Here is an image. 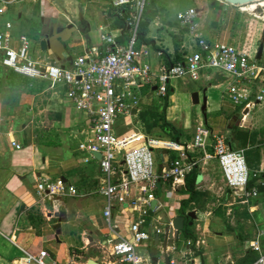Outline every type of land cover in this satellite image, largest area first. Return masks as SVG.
Listing matches in <instances>:
<instances>
[{"label":"crops","instance_id":"0c3cea01","mask_svg":"<svg viewBox=\"0 0 264 264\" xmlns=\"http://www.w3.org/2000/svg\"><path fill=\"white\" fill-rule=\"evenodd\" d=\"M156 1L145 2V12L150 14L145 39L151 42L142 41L143 47L149 52L143 61L151 66L154 73L164 62L163 55L172 60L179 53L185 55L196 49L191 45L177 19V22L172 20L170 6L173 0H160L161 4L157 7L154 5ZM201 1V9L198 6L196 8L199 11V24L205 38L210 42L232 44L249 51L246 35H249L252 22L243 13L248 12L262 20L264 16L244 5L237 6V9L235 5L220 0H212L207 6L205 0ZM217 1L220 3L218 6L215 5ZM192 6L194 5L188 7ZM165 7L170 8L167 15L166 12L161 14ZM28 10H35L38 13L37 25L39 24L40 31L52 40L47 51L38 48L35 53L30 48L31 43L24 24L28 23L30 18H34ZM179 10L183 9H178L175 17ZM117 18V9L111 8L110 0L108 2L68 0L64 7L60 8L53 0H17L9 4L0 2V27L6 22L12 24V40L9 45L18 49L20 46L18 37L23 34L29 40L33 58L49 57L63 66H69L76 56L83 54L91 46L101 48L99 39L101 32L114 35L118 41L124 38L123 41L126 42L123 34L127 37V33H124ZM13 19L20 20L19 27L16 28L11 22ZM243 22L246 24L243 25ZM68 24H73V27H68ZM261 27L258 30L264 29ZM74 29L76 31L72 32ZM60 38L64 39L59 45L61 49L58 46V40L60 42L62 40ZM53 47L58 50L59 55ZM62 50L66 52L64 58H60ZM1 55L0 52V264H10L12 260L17 259L21 255V248L32 253L44 249L49 253L48 262L55 261V264L69 262L86 264L88 258L100 264H117L116 259L103 251L100 245L107 238L113 237L114 231L120 236H128L130 234L128 226L135 214L129 208L115 207L112 213L116 226L114 231L109 230L103 215L105 200L97 192L101 178L99 159L95 156L90 157L79 148V144L86 137L85 114L74 109L62 85H58L61 88L55 89L48 84L47 87H41L36 91L22 89L21 84L15 88L11 80V74L15 72L1 64ZM261 63V66H264V62ZM26 78L37 80L41 86L49 82L43 78ZM173 81H177L182 87L194 85L190 95L196 92L198 97L199 93L203 95L202 99L206 97V117L203 116L202 120L199 115V118L195 119L196 124L191 128L193 136L190 141H181L180 136L188 133L181 132L182 124L181 129L174 127L178 130L177 139H172L166 133L160 134L159 131L157 138L187 145L193 142L196 126L203 123L213 134H223L226 142L227 137L232 136L236 147L232 148L228 142L227 144L232 149H238L243 148L239 145V140L233 138V128L238 127L247 131L249 136L252 134L255 136L253 143H249L247 148L259 155L258 167L254 169L261 168L264 171V122L258 123L248 118L261 102L250 109H243L241 105L234 104L227 95L230 76L216 69L205 70L197 80L184 77ZM174 82L169 85L173 90L176 87ZM257 82L252 84L257 89L259 87L264 89V73ZM156 85L155 78L150 82L139 81V95L146 93L149 101L153 103L154 95L158 94ZM221 87L223 88L218 96L215 89ZM158 97L162 95L159 94ZM174 100V97L169 99L165 109V119L167 118V122L171 120L172 122H168L171 125L177 114ZM200 103L202 104V101L199 99L198 104ZM149 104L144 103L140 97L132 115L121 116L117 120L116 133L124 136L138 130L147 134L139 124V119L142 120L140 118L142 111H149L148 107H153ZM191 104L198 105L192 103V98ZM138 124L140 126H137ZM151 135L152 133L149 134ZM79 137L81 139L77 147H74L73 140ZM13 140L20 148L11 144ZM206 150L212 152V147L208 146ZM154 152L157 170L167 165L178 154L176 151L165 149H156ZM189 154L199 160L197 193L195 198L185 205L186 213L190 210L196 213V219L191 225L196 238L195 240L192 237L187 238L186 241L192 240V245L188 246L186 243L178 257L175 255L178 252L177 240L171 246H167L169 260L175 259L177 264H236L250 247L248 242L256 239L264 251V186H257L263 189L260 191L258 189V195L250 198L248 204L240 203L239 194L235 195L225 184L216 158L203 160L202 151L194 150ZM246 161L248 166L252 163L251 155L246 157ZM58 178L66 184L74 185L82 195L43 198L37 194L39 181L45 179L55 181ZM207 195L212 196V202L205 199ZM155 197L153 204L159 205V208L148 219L152 226L157 225L160 228L159 239L156 240L154 229L149 227L150 239L143 242L139 249L148 255L150 264H163L166 263L161 248L164 230L170 226L175 216L183 215L182 201L189 197V193L184 190L183 185L172 187L170 182H160L155 190ZM239 203L246 206L250 218L242 217L236 222L232 206ZM237 223L241 225V235L248 236L244 242H241L237 235V229L239 230L236 228ZM228 224L231 229H228Z\"/></svg>","mask_w":264,"mask_h":264},{"label":"built area","instance_id":"2783aa9c","mask_svg":"<svg viewBox=\"0 0 264 264\" xmlns=\"http://www.w3.org/2000/svg\"><path fill=\"white\" fill-rule=\"evenodd\" d=\"M13 1L17 0H0L3 4ZM145 2L110 0L112 7H129L125 21L126 42L121 43L114 35L101 32L102 47L91 46L76 56L69 66L49 57L33 58L29 40L23 34L18 37V49L12 48L9 45L12 24L6 22L0 27L1 64L23 77L43 78L51 86H64L66 97L74 109L85 114L86 137L79 148L92 158L93 152L101 154L97 192L105 200L103 215L109 230L114 231L116 226L112 213L115 207L129 208L135 214L128 226V236H120L114 231V236L100 245L103 251L116 259L117 264H150L148 255L139 248L150 239L149 227L155 233L160 232V228L152 226L148 219L159 208L153 204L155 190L160 182H170L172 187L184 184V177L199 165V160L189 154L194 150L202 151L203 160L213 157L218 160L225 184L239 194L240 203L248 204L250 198L258 195L257 186H264V171L247 165L244 149H232L223 134H213L203 123L196 126L193 142L187 145L152 137L138 130L124 136L116 133L117 120L121 116L132 115L139 104V81L150 82L152 78L156 79L157 93L165 95L173 80L184 77L197 80L205 70L216 69L230 76L227 95L234 104L250 109L264 100L263 88L259 87L253 93L248 87L264 73V66L252 59L244 47L208 41L201 31L199 11L195 6L179 10L176 19L196 49L185 53L182 61L167 67L161 64L154 73L151 66L143 61L149 54L147 48L137 45ZM11 144L20 148L14 140ZM208 146L212 147V152L206 150ZM156 149L172 150L178 154L157 170ZM251 176L256 178V185L247 187ZM37 194L43 198L82 195L74 185L66 184L61 178L39 181ZM186 243L190 246L192 240ZM248 245L259 252L251 264H264V251L259 240H250ZM48 258L49 253L44 249L32 253L21 248V255L10 264H55V261L48 262ZM163 264L177 262L170 259Z\"/></svg>","mask_w":264,"mask_h":264},{"label":"rangeland","instance_id":"374dc122","mask_svg":"<svg viewBox=\"0 0 264 264\" xmlns=\"http://www.w3.org/2000/svg\"><path fill=\"white\" fill-rule=\"evenodd\" d=\"M66 1H68V0H53V2L57 3V7H59V8L60 7H64V3H66ZM211 1L212 0H205V5L206 6L210 5ZM94 2H95V0H94ZM103 2H108V0H103ZM160 4H161L160 0H157L156 3H154V5H156V7L160 6ZM190 5H194L195 7L198 6V8L201 9L202 1L201 0H173V4L170 6V8H171L170 11H171V14H172V20L177 22L176 21V17H175L176 11L178 9H184V8L190 6ZM215 5L218 6V5H220V3L217 1ZM241 6H243V5H241ZM244 6L250 7L256 13L264 16V5L261 6L258 1H254V2H250V3L244 4ZM170 8L165 7L164 10H162L161 14H164L166 12L165 15H167L169 13L168 11H169ZM235 8L238 9L237 6ZM29 12H30V15L34 19L30 18L28 20V23L24 24V26L26 27L25 29L27 30L28 37L30 39V43H31L30 48H31L32 51H34L36 53V51H38V48H40V46H39V40L40 39H39V36L35 33V31H40L39 24L37 25L38 13L35 10H30ZM243 15L246 18H249L250 22H252L251 29L249 31V35H246V44L250 46L248 53L250 54L251 58L252 59H256V51L258 50L259 42L261 41L262 36L264 34V29L262 31H260V30H258V28H260L261 26H262L261 28H264L263 27L264 20L255 18L254 16H252L248 12L247 13H243ZM19 21H20L19 19L18 20L17 19L11 20V22H13V24L15 25L16 28L20 26L19 25ZM242 24L245 25L246 22H243ZM37 29H39V30H37ZM257 31H258V33H257ZM137 45L138 46L143 45L142 41L139 38H138ZM261 62H264V45H263V50H262V56H261L260 60H257L258 64H260ZM17 77H16V74H14V73L11 74V80L12 81H17L15 79H19L18 82L21 84V86H22L21 88L22 89L26 88L27 91H30V90L36 91L37 89H39L41 87H47V85L50 84V82H48V83L45 82L41 86V83L37 82V80H28V79L21 78L19 76H17ZM173 82L174 81H172V83ZM256 82H257V80L255 81V83ZM174 83H175L176 87L174 88V90L171 89V88H168L169 91H168V95L166 96L167 105L169 103V99L174 97L175 98V100H174L175 102L174 103L177 106V108H176L177 109V111H176L177 114H175L176 115V119H174L172 124H173L174 127H177L178 129H179V127L182 124L183 125L182 129L180 127L181 132L182 131H188V133L187 134H183L182 136H180L181 141H190L192 139V136H193L192 133H191V128H192L193 125L196 124L195 119H198L199 115H200L201 119L204 120L202 112H201V109H200L201 103L198 104V105H192L191 104L190 90L192 88H194V85H188L186 87H182L181 85H179V83L177 81H175ZM257 83L259 84V82H257ZM254 84L248 85V87L251 88L253 93L257 92V88H256V86ZM16 86H18V85L16 84L15 88H16ZM53 87L55 89L58 88V87L61 88V86H58V85H54ZM223 87H221L220 89H217V90L215 89V91L218 94V96L220 95V91L222 90ZM158 96H159V94L154 95L155 101L153 103H152L151 100H150L151 102L149 101V96L146 93H144V92H143V94L139 95V98L141 97V100L144 103L149 104V102H150L149 106L153 105V107L157 108L158 111L160 112L161 108H162V104H163L162 103L163 97H158ZM202 96L203 95L201 93H199L200 101H202ZM153 107L152 108L148 107L149 108L148 114L151 113V111L153 110ZM252 111L253 112L250 114V116L248 118H251L252 121H255V122H258V123L264 122V100L261 102V105L255 107ZM219 113L220 112H218V114ZM215 114H217V113H215ZM212 115H214V114H212ZM148 117H150V115ZM137 119H139V117H137ZM166 120H167V118H166ZM181 121H182V123H181ZM168 122H172V121L169 120ZM139 124L142 126L143 131L146 130L143 121L140 120V119H139ZM139 124L137 126H140ZM157 131H159L160 134H164L165 135V132H163V130L160 128V126H156L155 129L151 132L152 133L151 136L158 137ZM147 134L149 135L150 133H147ZM80 139L81 138L79 137L76 140H73L74 147H77L78 142L80 141ZM235 195H237V194H235ZM236 198H237V196H236ZM205 199L207 201L213 200L211 195H207V197ZM188 237L189 236H186L183 233V230L179 233V237H178V239L176 241V244H177V247H178V252L175 255L177 257L180 255L179 252L185 247L186 240H187Z\"/></svg>","mask_w":264,"mask_h":264},{"label":"trees","instance_id":"16d2710c","mask_svg":"<svg viewBox=\"0 0 264 264\" xmlns=\"http://www.w3.org/2000/svg\"><path fill=\"white\" fill-rule=\"evenodd\" d=\"M111 8L114 9L115 7L111 6ZM115 9H117V17H118L117 20L120 22V25L122 26L124 33H127V30L125 27V21H126L127 15H128L129 7H128V5H121L119 7H116ZM145 9H146V6H145L144 12H143V20L140 22L138 38L145 43H149V42H151V40L145 39V35L147 33V30H148V25H149V21H150L148 15H150V14L149 13L147 14L145 12ZM124 35L125 34H123V37H125V39H126L127 37ZM123 40H124V38L120 39L119 42L124 43ZM161 53H162V50H161ZM183 56H184L183 54L179 53L171 60L168 57H166L165 55H163L164 62L162 64H163V66L167 67L171 64L182 61ZM14 74H16V73H14ZM17 76L24 78V79H27L26 77H22V76L16 74V77ZM15 80H17V81H13L14 85H16V84L19 85L20 84L18 82L19 79H15ZM167 95H168V90H167L165 95H162V97H163L162 103L163 104H162V108H161L160 112L158 111V109H153L150 114H148V111H142L140 113V118L142 119V121L145 125V129H146L147 133H151L155 129L156 126H160V128L163 130V132L170 135L172 139H177L178 138V135H177L178 130H176V128H174V126L171 125L170 123H168L165 119V109L167 106V98H166ZM149 115H150V117H148ZM233 138L239 140V145L244 148L245 157H247L248 155H251L253 161H252V163L248 162L249 166L252 167L253 169L257 168L258 162H259V159H258L259 155H258V153H255L252 149L250 150L249 148H247V145L249 143H251V144L253 143L255 136L253 134L249 136L247 131H243V130L239 129L238 127H234L233 128ZM227 142L229 143V145L232 148L236 147V146H234L232 136L227 137ZM255 156H256V158H255ZM254 159H257V160L255 161ZM198 177H199V172H198L197 167L194 168L190 173H188L184 177L183 187H184V190L189 193V197L186 200L182 201L183 205L181 206V214H183L186 218V226L183 230V233L186 236L192 237V239H194V240L196 237L193 233L192 226L187 225L189 218L187 217L185 205H186V202L192 201L195 198V194L197 193L196 185H197ZM255 181H256V178L254 176H251L248 183H247V187L253 186L255 184ZM258 189L260 191L263 189V187H259ZM232 210H233L235 220H237L236 222H238L240 220V218H242V217L244 219L250 218V215L246 209V206H244L243 204L239 203V204L233 205ZM227 227H228V229L232 228L231 226H229V224ZM237 227L239 228V230L237 229V235H238L240 241L244 242L248 238V236L247 235H244V236L241 235V232H240L241 225L240 224L237 223L236 228ZM258 256H259V253L257 251L253 250L251 247H248L244 256H242L237 261L236 264H251L253 261H255L257 259Z\"/></svg>","mask_w":264,"mask_h":264},{"label":"water","instance_id":"95a60500","mask_svg":"<svg viewBox=\"0 0 264 264\" xmlns=\"http://www.w3.org/2000/svg\"><path fill=\"white\" fill-rule=\"evenodd\" d=\"M223 2H226L228 4L231 5H235V6H241L250 2H254V1H258V0H220ZM68 27H73V24H68ZM39 30V29H37ZM76 29H74L75 32ZM35 33L39 36V46L40 49L42 51H47L48 48H50V45L52 44L49 38L45 37V35L42 34L41 31H35ZM72 34V33H71ZM70 38V37H69ZM62 39V38H60ZM64 39L58 40V46L61 45V43L63 42ZM57 42V41H56ZM263 45H264V35L262 36L261 41L259 42V46H258V50L256 53V58L259 59L261 57V53L263 50ZM59 48L61 49V47L59 46ZM53 49L55 50L56 54L59 55V52L57 49H55V47H53ZM62 55L60 58H64L66 56V52L64 50L61 51ZM192 98V103L193 104H198L199 103V97L198 94L196 92H194L191 95ZM206 97H203L202 99V104H201V112L204 116V118L206 117L205 115V110H206ZM247 111V110H245ZM193 133L195 132V128L192 131ZM94 156L98 159L101 158V154L98 152H93ZM187 217L190 218V220H188L187 225L191 226L193 224V220L196 219V213L193 210H190L187 212ZM185 216L184 215H177L175 216L172 220H171V224L170 226H168L165 230H164V235H163V241H162V252L164 254V256L166 257V262L169 260L166 249L167 246H171L179 237V233L184 230L185 226H186V220H185ZM159 239V234L156 233V240ZM86 264H100L99 262L95 261L92 258H88Z\"/></svg>","mask_w":264,"mask_h":264},{"label":"bare ground","instance_id":"6f19581e","mask_svg":"<svg viewBox=\"0 0 264 264\" xmlns=\"http://www.w3.org/2000/svg\"><path fill=\"white\" fill-rule=\"evenodd\" d=\"M258 2L260 3V5H264V0H258Z\"/></svg>","mask_w":264,"mask_h":264}]
</instances>
